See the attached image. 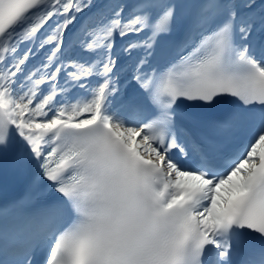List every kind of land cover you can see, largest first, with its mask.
I'll return each mask as SVG.
<instances>
[{
	"label": "snow or ice",
	"instance_id": "obj_1",
	"mask_svg": "<svg viewBox=\"0 0 264 264\" xmlns=\"http://www.w3.org/2000/svg\"><path fill=\"white\" fill-rule=\"evenodd\" d=\"M9 163L0 264H264V0H0Z\"/></svg>",
	"mask_w": 264,
	"mask_h": 264
},
{
	"label": "bare ground",
	"instance_id": "obj_2",
	"mask_svg": "<svg viewBox=\"0 0 264 264\" xmlns=\"http://www.w3.org/2000/svg\"><path fill=\"white\" fill-rule=\"evenodd\" d=\"M49 26H50V24L48 26H46V28H48ZM42 31H44V30H42ZM131 36H133V35H129L128 37H131ZM134 37H139V36H134ZM117 39H118L117 42L119 43L120 42V40H119L120 37H117Z\"/></svg>",
	"mask_w": 264,
	"mask_h": 264
}]
</instances>
